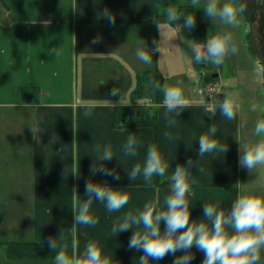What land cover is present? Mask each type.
<instances>
[{
	"label": "crops",
	"instance_id": "0c3cea01",
	"mask_svg": "<svg viewBox=\"0 0 264 264\" xmlns=\"http://www.w3.org/2000/svg\"><path fill=\"white\" fill-rule=\"evenodd\" d=\"M105 9L116 16L115 26L104 18ZM156 10L155 0H0V264H55L60 248L52 252L44 247L50 236L57 237L70 258L82 257L86 245L95 242L112 264H139L143 252L130 250L128 243L134 231H143L142 226L118 235L112 234V226L128 211H142L157 197L158 207L166 211L169 178L189 158L199 160L198 167L190 169L196 180L187 196L190 225L207 222L204 204L219 202L222 209L230 210L239 198L241 108L229 121L218 108L213 114L211 107H202V101L215 103L204 95L202 82L218 74L197 66L195 92L201 94L186 97L183 91L188 106L174 125L168 124L164 94L155 93L149 78L160 85L165 80L164 71L157 67L159 60L163 63L165 42L156 23L165 25V33H174L176 26L167 22L166 13L156 19ZM94 39L99 42L92 43ZM159 40L161 53L153 54L154 62L145 64L136 57L138 48L145 45L151 51L152 42ZM186 77L182 82H188ZM114 88L116 96L111 95ZM223 90L215 100L224 98L227 89ZM86 105L94 106L87 118L83 116ZM129 115L136 120L124 125ZM212 126L217 129L212 138L227 144L228 151L199 158L198 138ZM31 128L39 130L34 137ZM130 135L140 141L135 157L123 153ZM97 145L101 150L110 145L116 156L100 162ZM151 145L169 164L160 176L164 182L155 183V176L150 183L143 177L129 180L127 172L137 163L143 166ZM99 162L116 169L120 179L93 174L92 166ZM89 179L127 193L129 202L118 212H108L105 203L94 201L90 213L99 222L73 225L77 202L87 199L85 181ZM160 228L163 233L164 222ZM227 231L235 234L231 228ZM191 252L195 258L190 264H202L204 254L195 246ZM261 253L264 259L262 249ZM174 259L167 255L149 264H172ZM261 259L259 264H264Z\"/></svg>",
	"mask_w": 264,
	"mask_h": 264
},
{
	"label": "clouds",
	"instance_id": "9594fccd",
	"mask_svg": "<svg viewBox=\"0 0 264 264\" xmlns=\"http://www.w3.org/2000/svg\"><path fill=\"white\" fill-rule=\"evenodd\" d=\"M264 5V0H258ZM192 6L201 4V0H191ZM247 3L240 0H230L221 4V0H206L203 11L209 18L219 19L222 23L231 27L239 25V15L247 11ZM103 16L110 26H115L116 16L108 9L103 11ZM167 22L175 23L177 31L186 29L191 32L196 27V16L189 14L183 16L176 7L166 9ZM183 16V24H177ZM157 24L161 39L165 37V25ZM160 39V40H161ZM153 41V48L149 51L148 47L138 48L136 57L145 64L152 63L153 54L161 53V43ZM94 39L92 43H98ZM192 58L196 64H212L221 66L229 55L238 52V47L234 42L232 32H225L207 38L205 42L194 44L192 47ZM56 52V49H52ZM258 71H264V66L257 61ZM152 86L161 90L164 94V117L169 125L177 122V116L182 109L188 106L184 98L180 84L177 86L164 85L154 78H149ZM111 95H118V89L114 88ZM213 105L206 101L201 102L205 109L211 107L213 114L215 109H219L220 114L229 121L235 119L240 111L241 105L231 92H224L222 100H215ZM83 116L85 118L92 115V105H86ZM256 106L253 105V111ZM174 114V115H172ZM243 126V125H241ZM33 137L36 136L38 129L31 128ZM217 129L212 126L207 134L201 135L199 140L198 156L202 158L205 154L226 153L228 145L221 143L212 137L215 136ZM254 132L256 135L264 134V120L257 122ZM165 137L172 139L170 133L165 132ZM140 141L135 135L127 137L123 145V153L127 157H135ZM96 151L100 154V162L111 161L116 156L111 146H105L102 150L97 145ZM93 167V174L100 173L110 176L113 180H119L120 176L116 169H109L103 163ZM238 164L241 168L247 169L250 173L258 166H264V141L254 145L241 144L239 148ZM199 160L194 161L189 158L184 165H177L173 174L170 176L171 194L168 195L164 203L167 210L158 207L159 198L149 201L144 205L142 211H128L120 218V222L114 223L111 229L113 235L133 229V226H142L143 231H134L129 239L128 248L142 251L139 257V264H149V261L163 260L167 255L175 256L172 264H190L195 257L191 249L195 246L204 254L202 264H259L261 259V249H264V199L249 196L239 197L231 205V209H222L219 202L215 204L203 205V217L207 222L192 223L190 225V209L187 196L196 180L191 176V167H198ZM169 164L155 145L148 148L147 156L143 166L137 163L130 172H127L131 181L137 177H143L145 183H150L153 176H164ZM203 171L202 168H198ZM65 169L64 175H66ZM79 179L78 173L73 174ZM76 193L77 189L73 188ZM85 199L77 202L74 209V224L95 226L99 220L90 213L91 205L94 201L105 203L108 212H118L128 204L130 196L115 190L107 183H94L91 179L85 181ZM161 222L165 224V230L161 232ZM233 229L235 234L230 235L227 229ZM48 248L53 252L57 248L60 251L55 255V264H112L107 256H102L101 249L95 242H89L83 252L82 257H69L64 248L59 244L57 237L46 239ZM76 246L75 243L73 245ZM66 247V246H64ZM177 252L183 255L176 256Z\"/></svg>",
	"mask_w": 264,
	"mask_h": 264
},
{
	"label": "rangeland",
	"instance_id": "374dc122",
	"mask_svg": "<svg viewBox=\"0 0 264 264\" xmlns=\"http://www.w3.org/2000/svg\"><path fill=\"white\" fill-rule=\"evenodd\" d=\"M188 2L191 3V0H170L172 5ZM226 2H230V0H221V4ZM240 2H246L248 7L245 13L239 15L240 23L238 26L231 27L222 23L219 19L209 18L206 27L207 38L229 31L233 34L238 52L229 55L221 66L196 64L192 58L191 47L195 43L191 32L186 29L176 31V28L172 26L174 27V33L168 31L163 38L166 53L164 54L163 63L159 60L157 67L159 71L163 70L165 74V80L161 79V87L164 85L177 86L179 83L182 90L185 91L186 97L201 94V92H195L196 84H194L199 76L198 67L206 73L209 71V73L217 72L218 76L215 79L213 76L205 77L201 90L205 95V85H213L215 86L214 97L225 91L223 90L225 88L227 92H231L240 99L242 114L239 115L238 142L240 145H254L264 141V134L256 135L254 132L257 122L264 120V71H258L256 67L257 61L264 66V5H261L258 0H240ZM205 3L206 0H201V4L198 6H204ZM142 48H145V45ZM154 61L152 56V62ZM185 68H188L186 72ZM184 75L187 76V83L182 82ZM155 93L163 94L158 89H155ZM253 105L256 106L254 111L252 110ZM240 172L239 197L249 196L264 199V166L258 165L251 173L240 167ZM262 250L264 251V249Z\"/></svg>",
	"mask_w": 264,
	"mask_h": 264
},
{
	"label": "trees",
	"instance_id": "16d2710c",
	"mask_svg": "<svg viewBox=\"0 0 264 264\" xmlns=\"http://www.w3.org/2000/svg\"><path fill=\"white\" fill-rule=\"evenodd\" d=\"M157 4L158 10H156L155 16L157 18H162V15L166 13V9L168 7H176L180 13L183 14V16L192 14L196 16V27L191 31L194 41L196 42H202L205 39V28L206 25L209 22V17L206 16V14L203 11V6H192L191 3H181L177 4L176 6H172L168 0H155ZM183 16L181 17V20L183 22ZM133 120H136L135 116L129 115L126 118H124V125H129ZM147 119H143V121H146ZM164 181L160 178V176H155V183H163ZM34 246L37 245H33ZM48 247L47 244H44V247Z\"/></svg>",
	"mask_w": 264,
	"mask_h": 264
},
{
	"label": "built area",
	"instance_id": "2783aa9c",
	"mask_svg": "<svg viewBox=\"0 0 264 264\" xmlns=\"http://www.w3.org/2000/svg\"><path fill=\"white\" fill-rule=\"evenodd\" d=\"M214 89L215 86L213 85H205L204 90H205V95L207 96V98H211V96L214 95Z\"/></svg>",
	"mask_w": 264,
	"mask_h": 264
},
{
	"label": "water",
	"instance_id": "95a60500",
	"mask_svg": "<svg viewBox=\"0 0 264 264\" xmlns=\"http://www.w3.org/2000/svg\"><path fill=\"white\" fill-rule=\"evenodd\" d=\"M214 75V74H213Z\"/></svg>",
	"mask_w": 264,
	"mask_h": 264
}]
</instances>
